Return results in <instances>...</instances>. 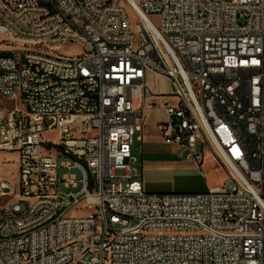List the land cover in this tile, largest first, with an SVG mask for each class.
<instances>
[{"label": "built area", "instance_id": "built-area-1", "mask_svg": "<svg viewBox=\"0 0 264 264\" xmlns=\"http://www.w3.org/2000/svg\"><path fill=\"white\" fill-rule=\"evenodd\" d=\"M0 53L14 101L0 152L18 154L22 179L20 210L0 213V264H264V0H0ZM148 70L173 92L154 91ZM154 109L180 155L219 160V185L145 190L133 131Z\"/></svg>", "mask_w": 264, "mask_h": 264}, {"label": "rangeland", "instance_id": "rangeland-1", "mask_svg": "<svg viewBox=\"0 0 264 264\" xmlns=\"http://www.w3.org/2000/svg\"><path fill=\"white\" fill-rule=\"evenodd\" d=\"M128 14L133 22L134 30L138 19L135 11L127 6ZM152 20L159 25V16L151 15ZM25 46V42L14 43V47ZM64 54H75L78 49L73 46L64 47ZM146 79L151 88L159 93H172L173 83L167 77L154 71L148 70ZM13 106V101L0 95V108ZM154 115L159 120H165V114L158 111ZM142 133L133 131L134 143L132 145V156L134 159L133 167L137 169L143 179L144 188L147 192L163 193H190L206 192L210 187L219 185L226 177L227 172L215 158L210 150L204 149L205 155L203 165L188 157L189 150H185L181 155L177 152L179 145L174 146L161 136V139H153V143L143 142L138 138ZM57 132L44 134V139L55 141ZM178 147V148H177ZM196 152L202 150L198 142ZM13 160H4L0 157V177L14 181V189L7 193V196L0 195V213L11 208L12 203L17 201L18 189L17 179H15L17 167ZM204 171L206 176H204ZM13 172V173H12ZM15 172V174H14ZM94 177L90 175L92 183ZM93 190V187L91 188ZM81 209L72 211L71 215L80 214Z\"/></svg>", "mask_w": 264, "mask_h": 264}, {"label": "crops", "instance_id": "crops-1", "mask_svg": "<svg viewBox=\"0 0 264 264\" xmlns=\"http://www.w3.org/2000/svg\"><path fill=\"white\" fill-rule=\"evenodd\" d=\"M1 96L3 97V95H1ZM13 98H20V97H19L18 94H14ZM10 100L13 101L12 99H10ZM13 104H14V101H13ZM10 107H12V106H9V107H6V108H0V117L5 116V111L8 108H10ZM158 111L163 112L165 114L163 109H154V110H152L150 112L149 116L146 119L145 126L143 128L142 134L138 136V138H141V140L144 143L145 142L146 143L149 142V144H152L153 143V139H161L162 133H161L158 125H159V123H164L167 120V116L165 114V120L164 121L163 120H159L158 116L154 115V113L156 114ZM174 146H176V145H174ZM177 152H178V149H177ZM0 157L2 159H4V160H7V162L9 160H13L14 161L13 163L17 167V171H16V175H15L16 176L15 179H16L17 176H18V168H19V157H18V154L15 153V152H0ZM14 174H15V172H14ZM0 178H2V177H0ZM2 179H6V178H2ZM7 180H9V179H7ZM8 192H10V191H7V193Z\"/></svg>", "mask_w": 264, "mask_h": 264}, {"label": "bare ground", "instance_id": "bare-ground-1", "mask_svg": "<svg viewBox=\"0 0 264 264\" xmlns=\"http://www.w3.org/2000/svg\"><path fill=\"white\" fill-rule=\"evenodd\" d=\"M131 9L135 11L134 5H127ZM127 17L128 21H132L129 17L128 10H127ZM133 32H140V22L136 23V30H134L133 26ZM17 42H25V39H17ZM7 59L10 62H19V54H16V51L14 49H8L7 50ZM0 61H2V54L0 53ZM25 76H32V68H25ZM18 94L20 97V90H13V95ZM5 116L0 117V120H4ZM17 188H22V179H17ZM34 188H38V194L39 195H46V188L41 187V181H34ZM11 189H7V191H10ZM13 210H20V200H17L12 204Z\"/></svg>", "mask_w": 264, "mask_h": 264}]
</instances>
